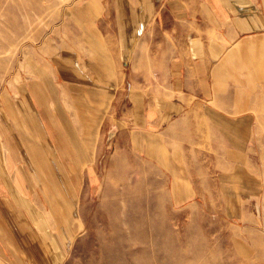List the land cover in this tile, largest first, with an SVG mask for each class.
<instances>
[{
	"label": "crops",
	"instance_id": "obj_1",
	"mask_svg": "<svg viewBox=\"0 0 264 264\" xmlns=\"http://www.w3.org/2000/svg\"><path fill=\"white\" fill-rule=\"evenodd\" d=\"M70 17L80 42L61 56L60 71L91 66L93 78L77 81L100 90L90 106L80 93L71 124L41 92L34 98L55 153L25 144L51 190L66 183L69 160L82 164L84 138L91 144L107 112L110 145L118 143L125 169L139 159L143 188H172L177 200L219 188L228 211L244 209L261 188L253 161L264 143V0H83ZM1 184L0 264H64V251L45 241L66 239L49 225L70 222L68 202L47 206L58 214L48 221L37 203L11 199ZM15 186L22 188L19 177Z\"/></svg>",
	"mask_w": 264,
	"mask_h": 264
},
{
	"label": "rangeland",
	"instance_id": "obj_2",
	"mask_svg": "<svg viewBox=\"0 0 264 264\" xmlns=\"http://www.w3.org/2000/svg\"><path fill=\"white\" fill-rule=\"evenodd\" d=\"M82 2L0 0V186L3 181L13 200L37 203L40 216L52 222L58 214L46 207L68 202L70 222L49 225L56 236L67 231L66 239L45 241L48 248L64 251V264H264V143L253 161L261 188H254L251 199L245 194L244 209L231 212L219 188L192 194L191 200L189 194L177 200L172 188H143L139 159L133 156V168H124L102 112L91 144L84 138L82 164L68 161L67 181L59 191L52 189L53 195L47 177L38 173L39 155L32 159L25 142L31 141L37 153H55L53 129L34 106L36 94L41 92L45 105L71 124L82 91L90 106L100 90L94 82L77 81L81 75L93 78L91 66L64 64L60 71L58 64L79 46L70 15ZM68 148L71 155V144ZM108 162L111 170L105 169ZM17 177L22 188L15 186ZM94 181L103 186L94 188Z\"/></svg>",
	"mask_w": 264,
	"mask_h": 264
},
{
	"label": "bare ground",
	"instance_id": "obj_3",
	"mask_svg": "<svg viewBox=\"0 0 264 264\" xmlns=\"http://www.w3.org/2000/svg\"><path fill=\"white\" fill-rule=\"evenodd\" d=\"M32 239V238H31Z\"/></svg>",
	"mask_w": 264,
	"mask_h": 264
}]
</instances>
